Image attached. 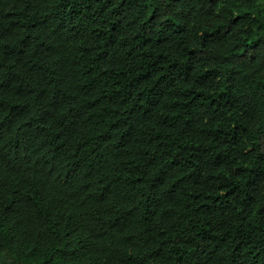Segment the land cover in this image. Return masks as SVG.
Segmentation results:
<instances>
[{
  "label": "trees",
  "instance_id": "16d2710c",
  "mask_svg": "<svg viewBox=\"0 0 264 264\" xmlns=\"http://www.w3.org/2000/svg\"><path fill=\"white\" fill-rule=\"evenodd\" d=\"M0 264H264V0H0Z\"/></svg>",
  "mask_w": 264,
  "mask_h": 264
}]
</instances>
